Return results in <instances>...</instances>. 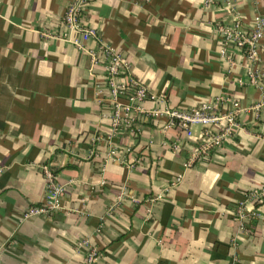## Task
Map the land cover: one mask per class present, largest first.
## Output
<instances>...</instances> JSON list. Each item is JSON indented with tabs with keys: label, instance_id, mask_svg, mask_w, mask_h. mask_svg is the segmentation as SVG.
<instances>
[{
	"label": "crops",
	"instance_id": "obj_1",
	"mask_svg": "<svg viewBox=\"0 0 264 264\" xmlns=\"http://www.w3.org/2000/svg\"><path fill=\"white\" fill-rule=\"evenodd\" d=\"M233 1L243 26L264 20V0ZM68 2L0 0V264H82L80 238L100 252L94 264H264V201L247 196L264 184V88L238 82V48L225 50L231 62L220 51L214 26L231 20L222 0H85L79 22L95 34L80 45L61 36ZM100 43L147 91L117 133ZM258 55L264 72V29ZM216 96L238 102L239 125L185 165L193 138L172 149L182 128L146 112ZM45 162L62 185L59 206L23 217L43 198Z\"/></svg>",
	"mask_w": 264,
	"mask_h": 264
},
{
	"label": "built area",
	"instance_id": "obj_2",
	"mask_svg": "<svg viewBox=\"0 0 264 264\" xmlns=\"http://www.w3.org/2000/svg\"><path fill=\"white\" fill-rule=\"evenodd\" d=\"M85 0H69L66 4L62 16L61 23L64 31L61 36L66 38L67 33L74 32V37L70 40L78 45L80 41L95 34L93 27L83 26L79 22V12ZM211 0H204L203 4H208ZM223 7L231 13V20L228 23L217 22L214 26L220 36L221 53L227 62L232 59L227 48H238L245 57V74L243 79H238L239 83H249L264 88V72L258 66V47L259 39L263 34L264 20L259 14H254L252 23L246 27L242 25L241 19L233 14V0H222ZM46 34V33H45ZM99 49L103 54V68L105 72L104 90H106V99L110 103L108 112L109 127L111 133H117L121 128L131 129L134 118L142 113L140 102L146 97L147 91L145 85L127 74L128 66L120 54L111 46L99 44ZM121 75L126 78L117 81L116 76ZM97 94L101 93V88L96 89ZM123 100H120V99ZM221 101H228L230 106L226 110H221ZM239 110L238 102L232 98L216 96L213 98L201 100L196 105L188 109L177 108H153L146 113L149 115L165 114L167 121L163 127L175 124L182 128L183 139L176 138L170 142L172 149H179L185 138H193L194 144L189 151L184 162L189 165L191 162L200 160L202 157L215 151L223 141L229 137L237 128L238 121L236 114ZM192 125H197L198 129L193 136ZM114 148L110 147L106 152V156L114 158ZM90 153V152H89ZM140 157H136L132 162H127L128 167L139 163ZM39 170L44 176L45 185L43 198L37 204L27 206L22 216L33 214H46L58 208L59 195L62 192V185L55 180V173L49 163L39 165ZM177 179V177H176ZM247 196L253 201H264V184L250 189ZM237 211L240 210L242 204L239 202ZM255 215L256 211H252ZM77 248H85L82 264H94L100 252L93 247H88L85 238L76 241Z\"/></svg>",
	"mask_w": 264,
	"mask_h": 264
},
{
	"label": "trees",
	"instance_id": "obj_3",
	"mask_svg": "<svg viewBox=\"0 0 264 264\" xmlns=\"http://www.w3.org/2000/svg\"><path fill=\"white\" fill-rule=\"evenodd\" d=\"M256 203V202H255Z\"/></svg>",
	"mask_w": 264,
	"mask_h": 264
}]
</instances>
